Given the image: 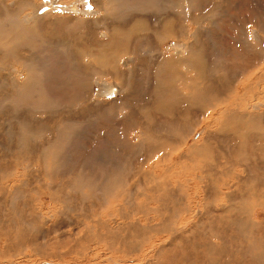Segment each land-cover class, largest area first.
Returning a JSON list of instances; mask_svg holds the SVG:
<instances>
[{
	"label": "rangeland",
	"instance_id": "374dc122",
	"mask_svg": "<svg viewBox=\"0 0 264 264\" xmlns=\"http://www.w3.org/2000/svg\"><path fill=\"white\" fill-rule=\"evenodd\" d=\"M23 1L0 22V264H264V0H29L49 10L22 29Z\"/></svg>",
	"mask_w": 264,
	"mask_h": 264
},
{
	"label": "bare ground",
	"instance_id": "6f19581e",
	"mask_svg": "<svg viewBox=\"0 0 264 264\" xmlns=\"http://www.w3.org/2000/svg\"><path fill=\"white\" fill-rule=\"evenodd\" d=\"M16 1V0H15ZM96 5H97V3H96V1L95 0H92ZM113 1H116V0H113ZM117 1H119V0H117ZM138 1V0H137ZM152 1V0H151ZM21 2H22V0H17V3H18V6L16 7V8H11V9H9V10H5L6 12L3 14V13H0V22H4V23H6V24H9V26H11V23L16 19V14H19V11H20V4H21ZM24 2V1H23ZM79 2H82V0H75L73 3H71V4H74V5H76V4H78ZM146 2V1H145ZM24 3H26L25 5H24V13H23V15H24V17L23 18H25V21H23V26H22V29H26V28H28L29 26H30V24L33 22V19H41L45 14V12L47 11V10H49V9H47L45 6H35V7H33V3L32 2H30L29 0L27 1V2H24ZM136 3V2H135ZM169 3L170 4H173V5H175L174 4V2H171V0L169 1ZM178 3V2H177ZM182 3V2H181ZM15 4V3H14ZM70 4V5H71ZM220 4V3H219ZM180 6H181V4H179ZM179 5H178V7H179ZM16 6V5H15ZM139 6H140V4H139ZM48 7V6H47ZM127 7V6H126ZM130 7H135V5H133V6H130ZM177 7V8H178ZM20 8V9H19ZM49 8V7H48ZM110 8V7H109ZM176 8V7H175ZM182 7H179L178 8V10L179 9H181ZM18 9V10H17ZM51 9V8H50ZM154 9V8H153ZM163 9V8H162ZM164 9H166V8H164ZM163 9V10H164ZM158 10V9H157ZM18 11V12H17ZM23 11V10H22ZM78 11V10H77ZM151 11V10H150ZM160 11V10H159ZM164 11H166V10H164ZM191 11V10H190ZM112 13H113V11H111ZM93 13V12H92ZM92 13H90V14H92ZM52 14V13H51ZM111 14V13H110ZM159 14V13H158ZM22 15V14H21ZM21 15H20V17H21ZM53 15V14H52ZM56 15V14H55ZM58 15V14H57ZM106 15H107V13H106ZM116 15V14H115ZM118 15V14H117ZM191 15V14H190ZM62 16V15H61ZM189 16V15H188ZM114 17V16H113ZM112 17V18H113ZM116 17V16H115ZM119 17V16H118ZM198 17V16H197ZM81 19H84L83 17H80ZM102 18H104V16L103 17H101V19ZM110 18V17H109ZM78 19V18H77ZM100 19V20H101ZM204 19V18H203ZM84 20H86V19H84ZM96 20H98V17H96V18H94V19H92L91 21H89V20H87V21H85V23H84V26H85V24L86 23H93L94 21L96 22ZM170 19L168 18V21H169ZM202 20V19H201ZM82 22H83V20H81ZM105 21V20H104ZM160 22L161 23H163L164 22V19H162L161 21H159V25H160ZM119 23V22H118ZM153 23V22H152ZM155 23V22H154ZM167 23V22H166ZM96 24V23H95ZM102 24H103V22H102ZM156 24H157V22H156ZM164 24V23H163ZM162 24V25H163ZM108 25V24H107ZM184 25V24H183ZM8 26V27H9ZM31 26H32V24H31ZM111 26V25H110ZM109 26V27H110ZM161 26V25H160ZM165 26V25H164ZM96 28H97V26H95ZM32 28V30H33V27H31ZM106 28V27H105ZM113 27L111 26V29H112ZM134 28V27H133ZM151 28V27H150ZM98 29V28H97ZM96 29V30H97ZM115 29V28H114ZM154 29V28H153ZM158 29V28H157ZM183 29V28H182ZM29 30V29H28ZM31 30V31H32ZM113 30V29H112ZM112 30L111 31H109V29H107V31H109L108 33H110V32H112ZM160 30H162V29H160ZM166 30V29H165ZM20 31V30H19ZM30 31V30H29ZM28 31V32H29ZM115 31V30H114ZM8 32H10V34L12 33V36H17V33H18V31H16V33H13V32H15V31H9L8 30ZM157 32V31H156ZM29 33H32V32H29ZM106 33V32H105ZM104 33V34H105ZM14 34V35H13ZM20 34V33H19ZM112 34V33H111ZM158 34V33H157ZM198 34H199V32H198ZM10 36V35H9ZM90 36H91V34H90ZM90 36H89V41H91L90 39ZM179 36V35H178ZM197 35H196V33L195 34H193V39L194 40H197L195 37H196ZM200 37H201V35H199ZM198 36V37H199ZM202 36H203V34H202ZM197 37V38H198ZM199 37V38H200ZM204 37V36H203ZM232 37H234V36H232ZM156 38V37H155ZM181 38V37H180ZM202 38V37H201ZM200 38V39H201ZM1 39V38H0ZM148 39V38H147ZM151 40V39H150ZM153 40V39H152ZM227 40V39H226ZM192 41V40H191ZM198 41V40H197ZM196 41V42H197ZM96 43H97V41H96ZM198 43V42H197ZM94 44V43H93ZM190 44V43H189ZM187 45L186 44V47L185 48H187L188 46L190 47V45ZM192 44V43H191ZM193 44H195V43H193ZM196 45V44H195ZM192 46V45H191ZM154 47V46H153ZM193 47V46H192ZM189 49V48H188ZM192 49V48H191ZM190 50V49H189ZM79 51V50H78ZM176 51H178V49H176ZM180 51V50H179ZM34 61L31 57L30 58H26V61L25 62H29V61ZM150 60H151V58H150ZM35 61H37V60H35ZM148 61V60H147ZM152 61V60H151ZM151 61H149V62H151ZM157 61V60H156ZM31 63V62H30ZM152 63V62H151ZM140 65V64H139ZM148 65H149V63H148ZM90 66V65H89ZM93 66V65H92ZM95 68V67H94ZM136 69V68H135ZM96 70V69H95ZM94 70V71H95ZM25 72V71H24ZM208 72V71H207ZM123 73V72H122ZM25 75H26V77H25V79H27V77H28V75L25 73ZM90 76V75H89ZM98 76V75H97ZM124 76V75H123ZM127 77V76H126ZM89 78V77H88ZM123 79H125L124 77H123ZM127 80V79H126ZM122 81V80H121ZM127 82V81H126ZM180 82V81H179ZM124 83V82H123ZM129 83V82H128ZM127 83V84H128ZM253 84V83H252ZM251 84V85H252ZM106 86V85H105ZM116 86H118V85H113V88H109L108 89V91H111V90H115L116 89ZM250 86V85H249ZM248 86V87H249ZM244 88V87H243ZM18 89V88H17ZM249 90H250V88H248ZM246 89H244V92H247V91H245ZM262 92V91H261ZM3 94V93H2ZM4 95V94H3ZM262 95H264V94H262ZM247 97V96H246ZM254 97V96H253ZM262 97V96H261ZM250 97H247V99H249ZM257 98V97H256ZM255 99V98H254ZM4 100V99H3ZM55 100V99H54ZM40 101V100H39ZM249 103V102H248ZM250 104V103H249ZM248 104V105H249ZM254 104V103H253ZM4 105V104H3ZM47 105V104H46ZM110 105V104H109ZM251 106H254V108H256V106L257 105H251ZM13 109V108H12ZM258 109V108H257ZM22 110V109H21ZM251 111V110H250ZM13 112V111H12ZM224 112V111H223ZM234 112H238V113H240V111H234ZM253 112V111H252ZM8 113V112H7ZM68 113V112H67ZM1 114H2V112H1ZM4 114V113H3ZM19 114V113H18ZM242 114V113H241ZM8 115V114H7ZM246 115V114H245ZM4 116V115H3ZM9 117V116H8ZM161 117V116H160ZM2 120V119H1ZM4 120V119H3ZM1 122V121H0ZM234 122V121H233ZM24 123V122H23ZM17 124V123H16ZM67 124H69V123H67ZM66 124V125H67ZM4 125V124H3ZM65 125V124H64ZM7 126V125H6ZM9 126H11V125H9ZM8 127V126H7ZM17 127H18V125H17ZM64 127V126H63ZM66 127V126H65ZM73 127V126H72ZM2 128V127H1ZM0 128V129H1ZM4 128H6V127H4ZM70 128V127H69ZM185 128V127H184ZM183 128V129H184ZM64 129V128H63ZM68 129V128H67ZM178 129V128H177ZM66 130V129H65ZM1 131H3V130H1ZM10 131V130H9ZM8 131V133L10 134V132ZM15 131H17V130H15ZM19 131V130H18ZM26 131V130H25ZM31 131V130H30ZM4 132V131H3ZM7 133V132H6ZM15 132H13V134H14ZM63 133H65L64 131H63ZM145 133V132H144ZM161 133V132H160ZM5 134V133H4ZM12 134V133H11ZM12 134V135H13ZM33 134V133H32ZM60 134V133H59ZM143 134V133H142ZM168 134V133H167ZM12 135H10V137L12 136ZM19 134H17V136H18ZM20 135H21V133H20ZM169 135V134H168ZM28 136L29 137H31V135H29V132H28ZM58 136V135H57ZM6 137V136H5ZM10 137H8V138H10ZM15 136H13V138H14ZM19 137V136H18ZM25 137V136H24ZM33 137V136H32ZM7 138V141L9 140ZM27 138V137H26ZM25 138V139H26ZM12 139V138H11ZM15 139V138H14ZM24 139V140H25ZM64 139V138H63ZM2 140V139H1ZM20 140H21V138H20ZM19 140V141H20ZM23 140V139H22ZM27 140H29V139H27ZM26 141V140H25ZM24 141V142H25ZM33 141V140H32ZM48 141V140H47ZM14 142V140L12 141V143ZM17 142V141H16ZM28 142V141H27ZM46 142V141H45ZM145 142V141H144ZM7 143V142H6ZM5 143V144H6ZM19 143V142H18ZM18 143H16V144H18ZM203 143H204V141H203ZM46 144H47V142H46ZM18 145H20L21 147L23 146L22 145V142L20 141V143L18 144ZM35 145V144H34ZM240 145V144H239ZM11 146V145H10ZM19 146V147H20ZM43 146H45V145H43ZM157 146V145H156ZM6 147V146H5ZM4 147V148H5ZM8 147V146H7ZM7 147H6V149H7ZM2 148H3V146H2ZM23 148V147H22ZM21 148V149H22ZM16 149V148H15ZM49 149V148H48ZM50 149H52V148H50ZM9 150H11V149H9ZM46 150V149H45ZM189 150V149H188ZM226 150V149H225ZM6 151V150H5ZM8 151V150H7ZM20 151V150H19ZM21 152V151H20ZM33 152V151H32ZM5 153V152H4ZM33 154V153H32ZM223 154V153H222ZM23 156V155H22ZM28 157V156H27ZM225 157V156H224ZM216 160V159H215ZM31 162V161H30ZM59 163H61V162H59ZM164 163V162H163ZM31 165V164H30ZM29 165V166H30ZM72 168V167H71ZM102 172H103V170H102ZM244 172V171H243ZM253 172V171H252ZM251 172V173H252ZM256 173V172H255ZM105 174V173H104ZM106 175V174H105ZM105 178V177H104ZM80 179H82V178H79V180ZM78 180V179H77ZM77 180H75V181H77ZM102 180H103V178H102ZM160 180V179H159ZM254 180V179H253ZM86 181V180H85ZM148 181V180H147ZM99 182V181H98ZM76 183V182H75ZM74 184V183H73ZM72 184V185H73ZM77 184V183H76ZM98 184V183H97ZM173 184V183H172ZM255 185V184H254ZM75 187H77L76 185H74ZM109 184H108V188H109ZM171 186V185H170ZM159 187H160V184H159ZM51 188V191H52V186L50 187ZM173 188V187H172ZM101 189V188H100ZM102 189H104V188H102ZM123 189V188H122ZM164 189V188H163ZM167 189V188H166ZM253 189V188H252ZM107 190V189H106ZM174 190V189H173ZM53 191H55V188L53 189ZM120 191V190H119ZM105 192H107V191H105ZM104 193V192H103ZM54 194V193H53ZM105 194V193H104ZM107 194V193H106ZM51 195V194H50ZM174 195V194H173ZM52 196V195H51ZM157 197V196H156ZM151 198V197H150ZM172 199V198H171ZM205 199V198H204ZM244 200V199H243ZM210 202V201H209ZM62 203V202H61ZM10 204H11V202H10ZM163 204V203H162ZM167 204V203H166ZM71 206V205H70ZM221 206V205H220ZM254 207V206H253ZM201 208V207H200ZM211 209V208H210ZM206 210H208L207 208H206ZM215 212V211H214ZM205 214H207V212L205 213ZM209 215V214H208ZM230 215V214H229ZM243 218V217H242ZM146 219V218H145ZM215 219V218H214ZM238 219V218H237ZM196 220V219H195ZM216 220V219H215ZM85 221V220H84ZM133 221V220H132ZM189 221V220H188ZM235 221V220H234ZM238 221H240V219H238ZM129 222V221H128ZM197 222V221H196ZM146 223V222H145ZM144 223V224H145ZM96 224H98V223H96ZM130 225H131V223H130ZM135 225V224H134ZM133 225V226H134ZM142 225V224H141ZM141 225H140V227H141ZM87 226V225H86ZM103 226V225H102ZM216 226V225H215ZM214 226V227H215ZM223 226V225H222ZM120 227V226H119ZM147 227V226H146ZM209 227V226H208ZM118 228V227H117ZM131 228V227H130ZM211 228H212V226H211ZM109 230V229H108ZM108 230H107V232H108ZM118 230V229H117ZM212 230H214V229H212ZM215 230H216V228H215ZM110 231V230H109ZM217 231V230H216ZM219 231V230H218ZM248 231H250V230H248ZM111 232H112V230H111ZM214 232V231H213ZM210 233V232H209ZM107 235V234H106ZM212 235V234H211ZM218 235H219V233H218ZM216 236V235H215ZM234 237V236H233ZM242 237V236H241ZM217 238V237H216ZM113 239V238H112ZM214 245V244H213ZM221 246V245H220ZM215 247V246H214ZM212 248V247H211ZM210 248V249H211ZM232 248H233V246H232ZM230 250V249H229ZM221 252V251H220ZM223 253V252H222ZM229 254V253H228ZM239 254V251L237 252V255ZM228 256H230V255H228ZM238 257V256H237ZM235 258H236V256H235ZM235 261V260H234ZM236 263H241V261L239 260V259H237V262Z\"/></svg>",
	"mask_w": 264,
	"mask_h": 264
}]
</instances>
